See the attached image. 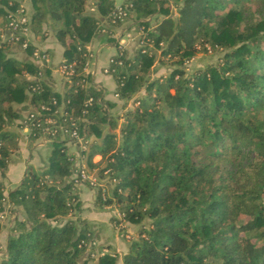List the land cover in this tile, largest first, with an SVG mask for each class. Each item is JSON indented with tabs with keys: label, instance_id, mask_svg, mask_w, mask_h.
Wrapping results in <instances>:
<instances>
[{
	"label": "trees",
	"instance_id": "1",
	"mask_svg": "<svg viewBox=\"0 0 264 264\" xmlns=\"http://www.w3.org/2000/svg\"><path fill=\"white\" fill-rule=\"evenodd\" d=\"M85 1L30 0V31L42 35V23L48 26L63 47L60 62L71 63L60 91L47 82L50 68L31 60L35 45L21 47V36L14 43L0 35V175L16 146L6 125L22 110L40 104L51 110L54 98L62 116L75 118L87 138L81 149L86 164L116 179L104 202L113 196L129 222L148 219L129 239L121 264H264V0H125L143 26L144 42L167 41L163 53L187 58L200 37L223 52L190 73L176 68L147 82L146 97L123 112L118 132V115L109 110L114 102L81 71L87 42L101 33L99 17L85 9ZM92 1L99 15L111 18V0ZM16 5L0 0L4 27L6 12ZM150 15L157 19L147 28ZM13 44L26 56L10 55ZM149 49L145 44L127 55L117 46L110 56L108 72L119 97L141 86L138 70L151 64ZM94 153L100 154L97 161L91 160ZM73 168L66 145L54 138L43 168L27 166L7 191L21 216L8 228L0 264H78L81 242L92 231L83 218L67 216L79 204L68 178ZM96 194L100 199L99 188ZM116 257L104 252L95 264H115Z\"/></svg>",
	"mask_w": 264,
	"mask_h": 264
},
{
	"label": "rangeland",
	"instance_id": "2",
	"mask_svg": "<svg viewBox=\"0 0 264 264\" xmlns=\"http://www.w3.org/2000/svg\"><path fill=\"white\" fill-rule=\"evenodd\" d=\"M16 1H18V0H16ZM91 1L92 0H86L85 1V9L88 11H92V9H91L92 5L90 4ZM111 2L116 7L124 5L123 3H126L125 0H111ZM16 6H14L13 8H15ZM167 6H168V10H169V15L174 16L176 14L175 3L170 1L167 3ZM254 7H255L254 1L250 2V8L253 9ZM255 11L256 12L254 13L253 17H257L261 14L257 10H255ZM25 12H26V14H28L26 10H25ZM93 14L96 15L97 17H99V24L101 26V29H100L101 33L99 35L98 34L93 35L92 38H90V40L86 44V48L89 49L90 54H89V58L87 60V63L85 65V71H86V73H89L91 80H94L93 75L96 71H99L100 68H101L100 71L104 72L103 71L104 66L101 67L98 65V62H97L98 61V55L97 54H98V52H100V49H103V47L106 45L114 48L113 53H115V51L117 50L116 45H119V44L123 45V47L126 48L127 55H133V53L135 52V50L138 47L145 45V44L147 45V48H150L149 51L151 53L153 52L151 64L146 69V71L143 72V71L138 70L143 75L144 80L142 81L141 86L136 91H134L128 97H119L113 90L114 97H116L118 99H116L114 101L112 99H109V100H112L114 102V105L109 107V110L112 112V114L118 115V117L116 118V127L114 128V130L116 132H118V127H119L121 121L123 120L122 119L123 118V116H122L123 112L128 108L129 109L133 108L137 104L136 98L141 97V96L146 97V95H145L146 94L145 84L147 82L153 80L154 78H164L165 76L169 75L173 71V69H176V68L182 69L184 74L190 73L193 70H195L196 68H202L206 64L217 62V60H219V58L223 52L222 49H220L218 47H212L206 41L202 42L201 37H200V38H197L194 40V43H193L194 52L189 57H187V58L183 57L180 59L178 54H170V52L169 53H163L162 52V50L166 46V42H167L165 39L159 41V43L156 46L153 44V41H149L148 43L144 42L143 37L140 36V33L143 30L142 29L143 26L141 24H139V22H137V20H135L133 18L132 12H128L125 15H123L121 18H119L117 20H113V21H111L110 18L107 20L108 14L99 15L97 10L94 11ZM146 19L148 21V24L146 25L147 28H152V26L156 22L155 20L157 19V17H155V15H150V16L146 17ZM4 28H6V25ZM47 29H49V27ZM99 37H101L102 39H99ZM28 43L35 45V43H33L30 39L28 40ZM35 46H37V45H35ZM14 53H15V51H13V49H12L9 54L17 57L18 56L17 53L16 54H14ZM112 54L110 53L107 56L106 62L103 65H105V66L107 65L108 58ZM30 58H31V60H33L35 62L36 59L34 57L31 56ZM47 58L50 60L48 53H47ZM48 63H49V61H47L46 66L50 68ZM57 66L58 65H56L55 69L57 70V73L59 74L58 80H59V82H61L63 80V78H62V75H61L59 68ZM50 70H51V68H50ZM104 73H107V72H104ZM176 76L177 75H175V77ZM115 85H116V83H115ZM115 85H114V88H115ZM150 95H153V90H151ZM25 111L26 110L23 111V114L25 113ZM23 114L21 113L19 117H16L12 120L13 125H14V120L16 119L17 123L15 122V124H18L20 126V128L19 127L18 128L21 129L23 132L21 135H19V137H21L23 139V141H25L24 143L34 144L35 146H39V147L44 146L43 147L44 152H45L44 158H46L49 142H47L45 144V142H43V140L40 137H33L32 138V137H29L26 135L27 133L24 132V130L22 129V125H21ZM7 126L8 125H6V127ZM15 137H17V134H15ZM58 138L63 142V144L66 145V151L69 154H73L75 157L81 158V155H80L81 152H80L77 144L71 142L70 139H68V137L64 136V135L60 136ZM14 140L16 143V141H17L16 138H14ZM13 151H11V152H13ZM95 154H98V153H94L91 157V160H93ZM98 155L100 158V154H98ZM75 157H72L71 160L72 161L75 160ZM81 160H82V163L84 164V166L86 167V169L91 171L94 174V176L96 177V183H95V185L90 186L86 182H79L76 185L74 184L72 186L71 190H73V192H75V194L77 195L79 204H78L77 208L74 207L73 209H71L67 216H69L71 218H76V217L82 218V217H80V215L83 211L82 207H81L82 201H81V197L79 196V193H78V191H79L78 186L79 185L86 186L91 190L92 194H91V199L89 197V194L85 195V197H87L85 199V202L87 203V205H92V208L94 206V207H98V208L102 209L103 211H106V215H104L105 219H104V221H102V222L106 223V225H107V229H105L104 231L106 232V234L108 232L112 233V234L114 233L119 239H118L117 243H115L114 239L110 237L109 240H105L106 242H109V243L105 244L100 240L99 237H96L93 234V230L95 231V229L91 230L92 233L88 237V241L83 246L84 252L80 256V258L78 259V264H82L83 261H84V264H95L96 257L98 256V254H102L104 252H109V253L115 252L117 254V257H116L117 260H119L121 262L119 257L121 256V254L123 252H125L127 250V243L129 241V239L136 237L138 228L142 224L147 225L148 219L145 218L140 223H132V222H129V221L123 219L122 213L119 209L120 203L116 202L115 199L113 198V196H111L112 201L108 202V203L104 202L103 199L105 197L104 198L101 197V195L104 194V191H103L104 187L105 188L112 187L115 183V179L112 177L110 178L106 171H103V175H99L96 171L97 167H94V166L90 167L86 164L85 159L83 160L81 158ZM97 160H93V161H97ZM102 164H103V161H100V165H102ZM25 165L27 167V164H25ZM24 169H26V168H24ZM2 176L0 175L1 182H3ZM44 178L47 181L56 180V178L49 176V175H44ZM105 183H107V186ZM98 188L102 192L100 194V199H98V196L96 194V190ZM4 189H6V188H5L4 184L2 183L3 197L0 199V233H1L0 248H2V246L5 244V242H2V239H4L5 236L7 235V232L9 230L8 228L13 223V218L14 217L19 218L21 216L19 205H12L10 202L7 201V199H6L7 198V191H5ZM106 192H109V191H107V189H106ZM261 200L264 203V194H263ZM86 208L89 209V207H86ZM80 210H82V211L80 212ZM87 226H89V225H87ZM89 229H90V227H89ZM102 234L105 235L104 233H102ZM92 241H93V243H92ZM124 241L126 242V244H125L126 246H125V249H122V245H120V244L118 245V243H120V242L125 243ZM87 256H89V257L87 258ZM119 264H121V263H119Z\"/></svg>",
	"mask_w": 264,
	"mask_h": 264
},
{
	"label": "crops",
	"instance_id": "3",
	"mask_svg": "<svg viewBox=\"0 0 264 264\" xmlns=\"http://www.w3.org/2000/svg\"><path fill=\"white\" fill-rule=\"evenodd\" d=\"M18 2L24 6L25 10L28 13V16H30V13H31L30 0H18ZM44 25L45 24L42 23V26H43L42 29H44V32H42V35H40L39 32L32 33V31H30L27 34V36H28V39H30L33 43H35V45H37V47L45 49L46 52L48 53L50 57L48 65L50 66L51 70L49 72V77H47V82L50 84V86L53 89L60 91L63 88L62 81L59 82L58 80L59 74L57 73V70L55 69V67L56 65H58V63L62 59L63 47L61 46V44L58 42V40L54 36V32L50 28L49 29H47V27L45 28ZM6 31L7 29L4 28L3 20L0 18V35L2 37L6 36ZM99 39H102V38L99 37ZM16 46H17L16 44H13L12 46L13 51H15L14 54L17 53L18 55L17 57H25L26 54L24 53V50ZM113 51H114V48L107 46V45L104 46L103 49H100V52H98L97 54L98 55V61H97L98 65L101 67L105 66L103 64H105L107 56L110 53L112 54ZM100 70L94 73L93 75L94 80L92 81L100 85V87H102V93L105 98L112 99L113 101L118 99L114 97L113 95V90H114V85H115L113 77L109 73H104ZM23 111L24 110H22L20 113L23 114ZM15 122H16V119L14 120V125L12 121L10 124H7L8 126L6 127L9 130L13 131L15 134H17V137H15L17 141H16L15 148L12 149V151L13 150L14 151L10 152L9 154L8 161L6 164V169H5L4 175L2 176V181H3L2 183L7 189V190L4 189L5 191H8L14 188L18 184L25 170L24 168H26L25 164H27V166H31L35 170L42 169L45 164V158H44L45 152L43 148L44 146L39 147V146H35L34 144L24 143L25 141H23V139L19 137V135H21L23 132L21 129H19L20 126L18 124H15ZM88 139L90 140L91 136L88 137ZM97 159H99V155L95 154L93 160H97ZM78 189H79L78 193L82 201L81 207L83 210V211L80 210V212L82 211L80 217H82L86 221L87 225H89L88 227H90L91 230L95 229V231L93 230V234L96 237H99L103 243L105 244L109 243V242H106L105 240H109L110 237L114 239L115 243H117L119 238L114 233L112 234L108 232L106 234V232L104 231L105 229H107V225L106 223L102 221H104L105 219L104 215H106V211H103L102 209L98 207H94V206L92 208V205H87V203L85 202V199L87 198L85 197V195L89 194V197L91 199V194H92L91 190L88 187L83 186V185H79ZM86 207H89V209H87ZM102 233H104L105 235H103ZM0 238H1V233H0ZM5 239H6V236L4 239H2V242H5ZM119 244L122 245V249H125L126 242L125 243L120 242L118 243V245ZM3 246L2 248H0V254L3 251ZM119 263L121 262L117 260L116 258L115 264H119Z\"/></svg>",
	"mask_w": 264,
	"mask_h": 264
},
{
	"label": "built area",
	"instance_id": "4",
	"mask_svg": "<svg viewBox=\"0 0 264 264\" xmlns=\"http://www.w3.org/2000/svg\"><path fill=\"white\" fill-rule=\"evenodd\" d=\"M90 4L92 5L91 12L96 11V7L93 1H91ZM123 4L124 5L118 7L113 5L114 9L110 13L111 21L117 20L129 12L127 6L129 7L130 3L127 1L126 3ZM16 7L6 12V16H5L6 29H7L6 37L15 43L19 39V36H21L23 38L21 42V47H24L29 40L27 36V34L30 32L29 16L28 14H26L24 6H22L20 3ZM117 46H123V45L119 44ZM42 50L44 49L36 46V48L31 53V56L36 59L35 62L39 67L46 65L47 61H49V59L47 58V52H41ZM89 54L90 51L87 48L86 57L84 59L81 68V71L84 73H86L85 65L89 58ZM111 60H112L111 57H109L107 65L103 67L104 72L109 73L108 64ZM57 67L59 68V71L63 79L66 78L72 72L71 63L63 64L59 62ZM40 73H42V71L39 70L38 74ZM90 100L91 97H87L86 102H89ZM51 103L54 104V107L49 111L47 110L49 109V107L44 104H40L38 107H32L29 110L25 111L21 121L22 129L24 130V132L27 133L26 134L27 136L31 134L34 135V137H40L43 140V142H45V144L47 142L50 143L51 140L54 138H58L63 135L67 136L71 142L78 145L79 150L81 152V149L83 150L86 146L87 138L84 136V134L80 132L77 120L71 116L68 118L62 116L63 114H62V104H60L61 102L56 103L55 99L52 98ZM80 155L81 158L84 160L85 158L82 152ZM72 157L75 156L73 154H70V159H72ZM81 158L75 157V160L73 161L71 160L74 168L72 172L68 175V178L69 180H71L72 186L74 184L76 185L79 182H86L88 185L93 186L96 183V177L91 171L86 169V167L82 163ZM103 191L104 194L101 195V197L104 198L105 197L104 195L107 194L105 187ZM101 193L102 192L100 190V194ZM87 241L88 239L81 242L83 246Z\"/></svg>",
	"mask_w": 264,
	"mask_h": 264
}]
</instances>
